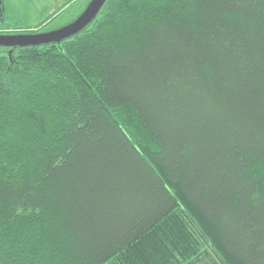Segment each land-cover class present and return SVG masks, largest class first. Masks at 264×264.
Segmentation results:
<instances>
[{
  "label": "trees",
  "instance_id": "1",
  "mask_svg": "<svg viewBox=\"0 0 264 264\" xmlns=\"http://www.w3.org/2000/svg\"><path fill=\"white\" fill-rule=\"evenodd\" d=\"M5 51L0 264H264V0H108Z\"/></svg>",
  "mask_w": 264,
  "mask_h": 264
},
{
  "label": "rangeland",
  "instance_id": "2",
  "mask_svg": "<svg viewBox=\"0 0 264 264\" xmlns=\"http://www.w3.org/2000/svg\"><path fill=\"white\" fill-rule=\"evenodd\" d=\"M90 1L4 0V9L10 24H19L24 28H33L45 23L40 33H49L70 25L85 11ZM0 55L9 56L10 53L5 51V49H0ZM212 260L208 259L207 262L213 264Z\"/></svg>",
  "mask_w": 264,
  "mask_h": 264
},
{
  "label": "water",
  "instance_id": "3",
  "mask_svg": "<svg viewBox=\"0 0 264 264\" xmlns=\"http://www.w3.org/2000/svg\"><path fill=\"white\" fill-rule=\"evenodd\" d=\"M108 0H91L85 11L70 25L54 32L29 35H0V49L43 47L61 44L79 35L98 17Z\"/></svg>",
  "mask_w": 264,
  "mask_h": 264
},
{
  "label": "flooded vegetation",
  "instance_id": "4",
  "mask_svg": "<svg viewBox=\"0 0 264 264\" xmlns=\"http://www.w3.org/2000/svg\"><path fill=\"white\" fill-rule=\"evenodd\" d=\"M1 11L3 12V14H5L4 0H3V5L0 7V24L2 23V19H1ZM38 34H40V33H38Z\"/></svg>",
  "mask_w": 264,
  "mask_h": 264
}]
</instances>
